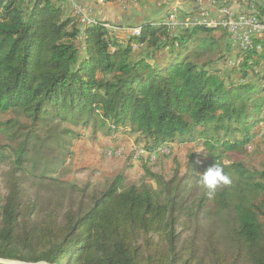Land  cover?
<instances>
[{
    "label": "trees",
    "instance_id": "trees-1",
    "mask_svg": "<svg viewBox=\"0 0 264 264\" xmlns=\"http://www.w3.org/2000/svg\"><path fill=\"white\" fill-rule=\"evenodd\" d=\"M63 3L0 0V112L15 116L0 122V161L10 163L0 258L264 264V168L221 161L264 122V33L240 48L222 29L226 55L201 62V47L218 41L211 26L147 23L120 41L100 20L81 27ZM77 127L105 135L127 127L148 153L201 138L204 166L191 160L181 175L176 163L165 178L144 162L139 183L119 172L80 186L53 175L81 137ZM214 163L232 182L209 190L200 177ZM200 167L198 189L186 178Z\"/></svg>",
    "mask_w": 264,
    "mask_h": 264
},
{
    "label": "rangeland",
    "instance_id": "rangeland-1",
    "mask_svg": "<svg viewBox=\"0 0 264 264\" xmlns=\"http://www.w3.org/2000/svg\"><path fill=\"white\" fill-rule=\"evenodd\" d=\"M66 1L68 2L70 0ZM181 1L178 0L180 4ZM69 4L71 12L67 11L66 15L74 16L72 12L73 2ZM258 6L247 3L246 10L252 13L258 12ZM164 9L168 10V4L166 8L164 5ZM185 12L187 14L190 11ZM163 19H160L155 24ZM97 21L98 19H95V22ZM209 23L211 24L212 22L209 21ZM213 25L211 27L213 29L212 32L218 41L214 43L215 46L212 49L201 45L203 48L201 47V54L198 57V61L205 62L211 59L218 62L226 55L227 51L222 49L225 32L218 28V22H215ZM109 26L119 29L116 26ZM138 29L136 27L135 30L137 31H132V33L139 34ZM108 30L110 31L109 27ZM219 37L221 38L219 39ZM196 44L194 43L189 50L195 49L197 47ZM259 83L264 84L263 81H259ZM10 118H15L12 112H0V122ZM16 118L21 122L26 121L22 116ZM77 128L81 133V137L78 140H72L69 146L70 156L66 158L63 165L53 175H57L66 181H72L80 186L86 182L98 185L104 179H109L119 172L124 173L125 183H139L144 179L143 169L141 167L144 162H146L149 169L162 174L165 178H169L172 175L176 163H178V169L181 175L189 174L188 164L191 160L190 168L192 169L194 164H200L202 168L204 166L202 161L205 159L204 151L206 149L202 145L201 138L183 144H179L176 141L165 142L155 152L148 153L140 145L134 144V135L123 132L129 129L127 127L123 128V131L119 130L117 133L110 135H105L102 131H94L91 128ZM253 131H258L259 133L256 136L253 135L249 142L234 150L226 151L221 155L223 164L227 165L232 162H239L245 168L251 170H261L264 168V122L258 123ZM2 138L0 133V142H3ZM191 154L195 155L190 158ZM9 169L10 163L8 160L0 161V205L6 194V174ZM200 169L201 167L198 171L196 169L188 179L186 178V180H189V186L194 185L198 189L202 187L199 181V174L202 170ZM151 183L153 184V181ZM188 233L190 234L189 231L186 234Z\"/></svg>",
    "mask_w": 264,
    "mask_h": 264
},
{
    "label": "built area",
    "instance_id": "built-area-1",
    "mask_svg": "<svg viewBox=\"0 0 264 264\" xmlns=\"http://www.w3.org/2000/svg\"><path fill=\"white\" fill-rule=\"evenodd\" d=\"M72 1V12L80 17L81 27L95 23L97 17L89 8L80 5L75 0ZM205 1L206 5H202ZM261 2L263 0H197L199 9L190 11L186 16L183 15L182 5L175 0L168 3V10L163 18L169 19V30L191 28L195 26V23L203 21L218 22V28L226 32L233 42L232 45L246 48L245 40L251 39L253 35L264 33V20H262L264 16L260 14L259 9ZM247 3L259 5L258 12L254 14L246 10ZM119 30L128 35L135 31V27H123Z\"/></svg>",
    "mask_w": 264,
    "mask_h": 264
},
{
    "label": "crops",
    "instance_id": "crops-1",
    "mask_svg": "<svg viewBox=\"0 0 264 264\" xmlns=\"http://www.w3.org/2000/svg\"><path fill=\"white\" fill-rule=\"evenodd\" d=\"M80 5L89 8L98 20L114 25L120 29L123 27L140 28L142 24H155L162 19L166 10L164 9L168 3L175 0H75ZM181 1V0H180ZM182 9L185 11H196L199 9L197 0L187 2L181 1ZM65 14L71 12L70 4L66 0L63 3ZM184 5V7H183ZM206 5V1L202 3ZM189 15V14H188ZM181 16V15H180ZM107 24V25H108ZM109 26V25H108ZM137 31V30H136ZM139 31V29H138ZM114 35L125 41L127 34L122 30H117Z\"/></svg>",
    "mask_w": 264,
    "mask_h": 264
},
{
    "label": "clouds",
    "instance_id": "clouds-1",
    "mask_svg": "<svg viewBox=\"0 0 264 264\" xmlns=\"http://www.w3.org/2000/svg\"><path fill=\"white\" fill-rule=\"evenodd\" d=\"M200 179L209 190H215L220 185H229L232 182L231 178L224 173L223 168L215 163L203 171Z\"/></svg>",
    "mask_w": 264,
    "mask_h": 264
},
{
    "label": "bare ground",
    "instance_id": "bare-ground-1",
    "mask_svg": "<svg viewBox=\"0 0 264 264\" xmlns=\"http://www.w3.org/2000/svg\"><path fill=\"white\" fill-rule=\"evenodd\" d=\"M162 23H165V24H168L169 25V20L164 18L163 20H161ZM197 24H205L207 26H214L213 24H215V22H212L211 24L209 23V21H203V22H197L195 23V25ZM106 27H109V29L112 31V32H116L117 30L119 29H115L114 27H111V26H108L107 24H104ZM136 31V30H135ZM130 34H135V33H132L130 32ZM251 43V39H248V40H245V47L249 46Z\"/></svg>",
    "mask_w": 264,
    "mask_h": 264
},
{
    "label": "water",
    "instance_id": "water-1",
    "mask_svg": "<svg viewBox=\"0 0 264 264\" xmlns=\"http://www.w3.org/2000/svg\"><path fill=\"white\" fill-rule=\"evenodd\" d=\"M0 264H49V263H47L45 261H39L36 263H31V262H23V261L13 260V259L0 258Z\"/></svg>",
    "mask_w": 264,
    "mask_h": 264
}]
</instances>
